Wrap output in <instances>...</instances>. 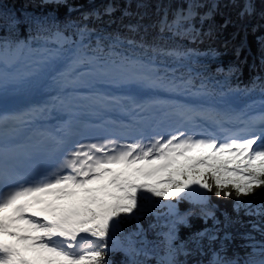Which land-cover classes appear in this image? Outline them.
Wrapping results in <instances>:
<instances>
[{
	"label": "snow or ice",
	"instance_id": "1",
	"mask_svg": "<svg viewBox=\"0 0 264 264\" xmlns=\"http://www.w3.org/2000/svg\"><path fill=\"white\" fill-rule=\"evenodd\" d=\"M203 7L201 0H187L186 6L171 18L165 13L161 30L197 36L194 21L210 18V13L201 15ZM216 7L214 3L210 11ZM250 12L251 6L246 4L241 15ZM34 24L30 38L0 41V87L16 79L9 68L21 54L48 53L44 45L49 41L61 47L66 42L62 33H52L44 21L36 20ZM34 43L40 47L33 48ZM169 54L179 55L176 51ZM82 63L98 65L101 75L129 70L123 62L109 66L100 57L76 50L66 71L53 78V86L63 88L75 83L72 74ZM259 87L264 92V84ZM112 103L119 105L122 101L113 98ZM180 115L191 119L189 111ZM208 118L212 115L208 114ZM225 118L240 120L239 116ZM240 123L242 128L226 132L223 139L185 126L146 142H121L111 137L78 141L64 148L53 164L29 171H21L6 158L0 159V264H112L108 258L113 250L110 242L115 245L121 224L136 221L137 231L129 233L126 240L128 250L138 254L143 247L140 218L161 207L168 209L172 219L163 233L165 258L160 264H179L175 257L183 248L174 244L176 230L179 225L190 227L188 218L193 215L176 210V202L185 199L200 205L199 216L205 224L212 222L211 230L205 228L194 234L195 243L202 239L217 241L223 230L220 248L210 264H241L239 259L222 255L227 250L225 242L232 239L227 229L237 221L226 216L222 222L206 195L233 200L237 215L264 217V205L254 207L257 190L264 191V103L259 112ZM159 173H167V179L152 184L142 182L153 180ZM160 197L173 203L153 199ZM252 227L260 230L256 224ZM245 239V247L251 252L242 264H264V240L257 241L250 234ZM257 256L261 258L255 259ZM132 264L138 262L133 260Z\"/></svg>",
	"mask_w": 264,
	"mask_h": 264
},
{
	"label": "trees",
	"instance_id": "2",
	"mask_svg": "<svg viewBox=\"0 0 264 264\" xmlns=\"http://www.w3.org/2000/svg\"><path fill=\"white\" fill-rule=\"evenodd\" d=\"M244 1L201 0L205 7L199 11L210 12L212 3L217 7L209 19L194 21L199 34L192 37L162 31L156 24L165 13L171 18L176 10L185 7L184 0H0V41L30 38L34 35V21L42 20L52 33L59 31L66 38L62 47L54 40L45 44L50 52L65 54L69 48L77 47L88 56L100 57L109 66L123 62L129 70L145 68L163 74L162 82L179 79L217 97L221 91L237 85L259 89L264 84V0H251V12L241 15ZM38 47L33 44V48ZM172 51L179 55L169 54ZM94 67L97 69L98 65ZM206 195L222 222L226 216L237 221L227 229L232 239L225 242L227 250L223 255L239 259L242 264L250 253L245 237L250 234L257 241L264 240V217L237 215L233 200ZM153 199L162 204L173 203L163 197ZM260 205H264V191L257 190L254 207ZM199 209L200 205L189 199L176 202L180 214L193 213L188 218L190 227L179 225L176 230L174 244L188 250L178 258L179 264H210L212 255L220 248L223 230L217 241L194 242L195 233L212 228L210 220L205 224L200 218ZM171 219L164 207L140 218L143 247L138 254L128 250L126 240L129 233L137 231L136 221L121 224L116 233L120 249L110 242L113 250L108 258L112 264H132V260L143 263V252L162 256L163 233L168 231ZM253 224L261 231L253 229Z\"/></svg>",
	"mask_w": 264,
	"mask_h": 264
},
{
	"label": "rangeland",
	"instance_id": "3",
	"mask_svg": "<svg viewBox=\"0 0 264 264\" xmlns=\"http://www.w3.org/2000/svg\"><path fill=\"white\" fill-rule=\"evenodd\" d=\"M78 49L71 48L68 49L67 54H64L61 51H52L48 53H30V52H24L20 55L19 59L15 62V64L9 68V73L11 76L16 77L15 80H9L12 82L20 81L22 78H19L20 76H23L24 74H29L32 76V86L31 89L28 91H25L19 98L20 100H31L35 99V96L37 95H47L48 93L57 92V93H63L65 89H68L71 86H82L81 88L88 91L90 87H97L100 90H106L108 88H111L114 91H122L124 97L129 98H137L134 91L138 92H144L145 97L147 99L152 98L148 97L150 91H152V87L149 85H159L162 88L165 87L164 85L160 84V79L162 78V74H155L153 71H150L145 68H133L132 70L126 71V72H119L114 71L110 73L109 75H101L97 73L94 69H82L78 68V71L73 72L72 79L75 81V83H70L63 88H56L53 86L52 81L47 86L46 89H40L47 79L49 77H58L61 73H64L70 63V57L74 51ZM42 55L44 58H42ZM88 63H83V66L87 65ZM81 66V65H79ZM79 72V73H78ZM19 78V79H18ZM116 81H120L123 83L121 86H112L107 84L114 83ZM94 82V83H92ZM112 86V87H111ZM171 88H177L181 87V93H184L185 95L192 94L188 93L186 88H184V84L182 82L178 81L176 83L170 84ZM8 90H11L10 87L7 88ZM91 89V88H90ZM12 91V90H11ZM198 91V90H196ZM1 92V90H0ZM39 92V93H37ZM222 92V91H221ZM217 97H214L213 99L209 98L207 95H197L196 92H194V96L196 99H201V101H196V103H200V109L202 110H224V109H234L238 108L239 110L245 107L247 110H251L252 108L256 106H261L262 103H264V95L262 96H247L246 97H239L238 93L227 91L225 93H221ZM148 93V94H147ZM196 94V95H195ZM161 98L166 100L167 97L164 94ZM247 100V102H246ZM54 101V100H52ZM206 101V102H203ZM244 101V102H243ZM18 102L16 100L10 101V103L6 104L5 108H13L17 105ZM176 103V102H174ZM165 106H167L169 103L164 102L160 103ZM214 107V108H212ZM175 114V113H174ZM207 120L210 121V123L216 122L212 118H208ZM119 167V166H116ZM167 179V173H159L153 180L149 181H142L146 183H155L157 180H166ZM257 229H259L257 225ZM261 231V230H258ZM183 248V247H180ZM251 252V249H250ZM188 253V250L183 248V251L177 254L175 259L178 261V258L181 256H185ZM143 256H145V261L143 263L138 262V264H160V262L165 258V253L162 256L153 257L152 254L149 253H142ZM223 255V253H222ZM261 257H255V259H260ZM213 259V255L211 257V260ZM210 260V261H211ZM133 261V260H132Z\"/></svg>",
	"mask_w": 264,
	"mask_h": 264
},
{
	"label": "bare ground",
	"instance_id": "4",
	"mask_svg": "<svg viewBox=\"0 0 264 264\" xmlns=\"http://www.w3.org/2000/svg\"><path fill=\"white\" fill-rule=\"evenodd\" d=\"M246 1L249 4V2L251 0H246ZM184 2L187 4V0H184ZM213 2H215V1H213ZM243 9H244V6L242 7V10ZM200 13H201V15H204L205 13H213V12H211V11L210 12H208V11H204V12L203 11H200ZM19 78H22V80L16 81V82L9 81L6 85H4L3 87H0V90H1V92H0V112L1 111L5 112V113L11 112V111H8L4 106L6 104L10 103V101H12V100H14V101L16 100V102H18L17 106H15L14 108H21V107H24L26 105V102H25L26 100H20V101H18V100L21 99L19 97L25 91H28V90L31 89V86H32L31 82L33 81L32 80V76H30L29 74H24L23 76H20ZM53 78H54V76L53 77L52 76L49 77L47 79V81L45 82V84L40 89H46L47 86L50 84V82L53 80ZM107 84L112 85V86L115 87V86H118V85L121 86L123 83H121L120 81H116L114 83L107 82ZM8 87H10L12 91L11 90H8L7 89ZM37 93H39V92H37ZM122 93L121 92H118V91H115V93H113V94L114 95H117V94L121 95ZM66 95L67 94H59L57 92H52V93H48L47 94V97H52L53 96V97H55V100H56L57 97L61 96V99L59 100V105L60 106H63L64 103H68V97H67V99H64L66 97ZM41 97H42V95H37V96H35V99H33V101L36 100V99H39ZM139 98H141V97H138V99ZM124 101L125 102H128V101H130V99L125 98ZM187 101H189V100H187ZM22 102H23V104H22ZM24 102H25V104H24ZM56 103L51 104V106L54 107V105ZM117 107L122 108L123 111L126 109L125 106H121V105L120 106H117ZM14 108H12V109H14ZM117 111H121V109H117ZM161 112L162 113H165L166 116H167V114L170 113V110L169 109H166V108H162ZM147 124H149V123H147ZM150 126H151V124H150ZM156 133H157V131H151V130L146 131L145 132V134H146L145 139L146 140L151 139L152 137H154V135Z\"/></svg>",
	"mask_w": 264,
	"mask_h": 264
}]
</instances>
